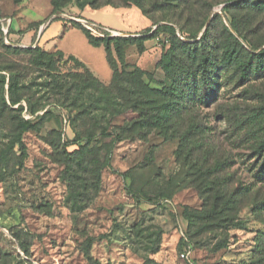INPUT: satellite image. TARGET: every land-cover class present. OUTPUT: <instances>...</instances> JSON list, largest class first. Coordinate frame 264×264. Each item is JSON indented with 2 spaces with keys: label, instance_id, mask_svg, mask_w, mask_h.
I'll use <instances>...</instances> for the list:
<instances>
[{
  "label": "rangeland",
  "instance_id": "obj_1",
  "mask_svg": "<svg viewBox=\"0 0 264 264\" xmlns=\"http://www.w3.org/2000/svg\"><path fill=\"white\" fill-rule=\"evenodd\" d=\"M225 1L194 0L188 7L154 10L152 16L156 21L172 19L177 35L179 27L193 33L205 18L208 23L214 13H220L227 23L221 13ZM155 3L161 2L146 0L145 5L151 9ZM69 7L65 9L68 15L72 14ZM51 11L49 0H0V53L2 44L21 48L38 45L33 37L21 43V34L40 29L41 48L59 49L65 54L58 64L59 70L75 68L73 62L67 61L71 55L86 62L101 81L108 82L110 69L103 48L87 42L82 29L74 24L77 20L60 17V13L56 17ZM116 15L113 19L117 18L124 29L140 31L149 25V19L134 6L117 9ZM236 15L242 19L247 38L254 42L264 40V12L251 14L239 10ZM161 40L147 41L142 54L135 47H128L126 60L152 70L161 57ZM35 75L29 74L27 80ZM42 80L37 78L36 82ZM42 93L40 90L35 94L39 102L44 100L40 97ZM259 106H264V78L238 86L223 81L218 99L198 110L197 121L206 127L203 133H199V127L191 138L199 141L196 146L193 141L188 144L189 163L211 166L221 162L212 177L222 178L227 188L236 190L240 198L236 214L239 227L204 231L194 239L193 256L198 264H264V169L259 170L262 158L251 146L259 133L254 127L248 135L247 127L242 124L243 127L236 128L235 121L242 118L239 115H247L249 108ZM45 109L50 110L51 118L39 130L23 134L27 151L23 166H18L17 148L0 160V264H180L177 244L181 231L186 230L182 209L200 211L205 199L193 185L178 187L181 183L177 175L182 167L185 169L181 161L187 153L184 150L177 155L178 140L149 136L146 141L115 143L109 163L101 168L100 181L94 188L93 172L86 173L76 164L67 169L59 153L62 148L57 151L49 143L51 130L61 133L65 142L73 139L72 128L64 125L63 116L72 117L69 109L45 105L36 114ZM23 116L31 117L25 111ZM133 116L128 112L113 123L121 124ZM228 116L229 122L224 120ZM84 123L87 122L80 121V128L85 127ZM76 129L79 130V124ZM206 131L208 134H204ZM9 133L7 116L0 115V150L8 143ZM73 148V144L66 146L67 151ZM106 156L105 148L94 155L100 167ZM87 176L85 188L82 182ZM174 182L178 185H173ZM71 187L81 192L78 198L83 205L81 209L71 206ZM162 191H174L171 200L154 202ZM219 240L226 241V245L216 249Z\"/></svg>",
  "mask_w": 264,
  "mask_h": 264
},
{
  "label": "trees",
  "instance_id": "obj_2",
  "mask_svg": "<svg viewBox=\"0 0 264 264\" xmlns=\"http://www.w3.org/2000/svg\"><path fill=\"white\" fill-rule=\"evenodd\" d=\"M193 1L160 0L161 3H155L149 9L145 5L146 0H49L51 15L60 13L71 3L80 10L85 7L100 9L105 6H134L149 19L151 26L126 36L94 37L80 23L74 22L82 29L89 44L103 47L111 69L108 83L101 81L82 61L71 55L67 56V61L73 62L75 68L64 72L59 70L58 64L65 57L59 49L46 51L39 45L21 48L2 44L0 115L7 116L10 138L0 150V160L17 148L18 166H23L27 156L23 134L29 130H39L51 118L48 109L36 114L45 105H58L69 109L72 117L62 116L72 128L74 137L70 142H65L61 133L51 130L53 136L49 143L57 151L62 148L59 153L62 154L61 161L67 169L76 164L86 173L92 171L95 181L91 185L94 188H97L100 181L101 168L109 163L110 152L115 143L123 140L146 141L149 136L165 141L177 139V155L184 150L187 152L186 155L183 154L186 158L181 161L185 169L182 167L181 173L177 175L181 183L178 187L193 185L205 199L200 211L188 210L186 207L182 209L188 241L194 245L196 236L204 231L239 227L236 214L240 198L236 196L237 191L228 189L222 178L212 177L222 163L215 162L211 166L198 162L189 163L188 144L193 141L191 138L199 127V133L205 130L206 126L197 121L198 110L218 99L223 81L238 86L251 79L264 78V40L254 42L247 38L242 29V19L236 15L239 10L251 14L264 12V0H227L221 8L227 23L220 13H214L208 23L205 18L193 33L179 27L180 35H177L172 19L165 17L156 21L152 16L154 10L163 11L169 6L188 7ZM202 3L205 4L206 1ZM160 21L166 22L159 24ZM204 26L206 27L201 36L197 38ZM217 26L220 27L219 30ZM11 29L9 26V30ZM161 36L165 39L161 40ZM153 39H158V42L161 40L163 48L161 57L152 70L143 69L126 60L128 47L133 46L142 54L147 49L146 42ZM31 73H35V77L27 80ZM37 78L43 80L36 82ZM40 90L43 91L40 96L44 98L43 102L35 97ZM23 111L31 117L25 118ZM128 112L134 116L121 124L113 123L115 118ZM245 113L247 115H239L242 118L235 120L236 128L243 127L244 124L248 135L252 128H257L259 134H255L256 139L251 146L262 158L259 170H263L264 106L249 108ZM224 120L231 121V116ZM80 121L87 122L84 123L85 127L80 128ZM76 124H79V130L76 129ZM204 134H208L207 131ZM196 141H193L194 146L199 143ZM70 144L75 148L67 151L66 146ZM104 148L107 156L100 167L94 155ZM65 172L67 173L66 170ZM87 178L89 177L82 182L85 188ZM173 185H178V182ZM173 193L174 191H162L153 201L159 204L163 200L170 201ZM80 194L81 192L71 187L69 199L72 201L71 206L77 209L83 206L78 203ZM181 245L180 237L177 244L179 251ZM225 245L226 241L219 240L216 249Z\"/></svg>",
  "mask_w": 264,
  "mask_h": 264
},
{
  "label": "crops",
  "instance_id": "obj_3",
  "mask_svg": "<svg viewBox=\"0 0 264 264\" xmlns=\"http://www.w3.org/2000/svg\"><path fill=\"white\" fill-rule=\"evenodd\" d=\"M69 6L70 5H68L67 7H69ZM67 7H65V8L62 9V11L60 12V15H59L60 17H63V18L68 19V20H74V19H85V20H89V21L94 22L96 24H99V25L105 26L107 28H110L112 30H115V31H118V32H122V33H126V34L137 32V30L136 31H132V30H129V29L122 28L120 26V21L117 18L116 19H113V16L116 15V10L117 9H121V8H125V7L113 8L111 6H105V7H102L100 9H91L89 7H85L83 10H80L74 4L73 6H70L69 7L70 8V11L72 13L70 15L66 14L65 9ZM54 15L57 17L58 14H54ZM9 20H10V25H11L12 24V20L11 19H9ZM150 26H151V22L149 21V25L146 26V27H150ZM146 27H144V28H146ZM153 27L154 26H152V28ZM39 31H40V29L37 32H35L32 29H29L28 31L23 32L21 34L22 35L21 43H24L25 44L26 43V42H24L25 39H28V38L30 39L31 37H33L34 38V43L35 44H38L40 47H42L40 45V40H41V37H42V32L40 33V36H38ZM34 32H35V34H34ZM85 38H86V36H85ZM86 40H87V38H86ZM87 42H88V40H87ZM99 47H101V46H99ZM104 56H105V51H104ZM105 60H106V56H105ZM83 63L95 74V72L89 67V65L86 62H83ZM109 69H110V67H109ZM110 78H111V69H110ZM110 78H109V80H110ZM109 80H108V82H109ZM108 82H105V83H108Z\"/></svg>",
  "mask_w": 264,
  "mask_h": 264
},
{
  "label": "built area",
  "instance_id": "obj_4",
  "mask_svg": "<svg viewBox=\"0 0 264 264\" xmlns=\"http://www.w3.org/2000/svg\"><path fill=\"white\" fill-rule=\"evenodd\" d=\"M75 20H77V22H79L89 32V34L94 37H104L105 35H108V36L128 35L126 33L118 32L110 28H107L105 26L96 24L89 20H85V19H75ZM64 125L67 126V122L65 119H64ZM163 201L165 202L168 200H163ZM181 238H182V245H181V249L178 254L181 260L180 264H198L195 261L194 256H193V252H194L193 245L186 238L185 231H181Z\"/></svg>",
  "mask_w": 264,
  "mask_h": 264
},
{
  "label": "water",
  "instance_id": "obj_5",
  "mask_svg": "<svg viewBox=\"0 0 264 264\" xmlns=\"http://www.w3.org/2000/svg\"><path fill=\"white\" fill-rule=\"evenodd\" d=\"M155 27H156V25L153 28H155Z\"/></svg>",
  "mask_w": 264,
  "mask_h": 264
}]
</instances>
